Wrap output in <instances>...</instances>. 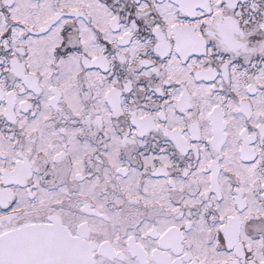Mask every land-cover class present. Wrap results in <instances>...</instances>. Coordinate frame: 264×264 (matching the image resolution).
<instances>
[{
	"label": "snow or ice",
	"instance_id": "obj_1",
	"mask_svg": "<svg viewBox=\"0 0 264 264\" xmlns=\"http://www.w3.org/2000/svg\"><path fill=\"white\" fill-rule=\"evenodd\" d=\"M0 264H264V0H0Z\"/></svg>",
	"mask_w": 264,
	"mask_h": 264
}]
</instances>
